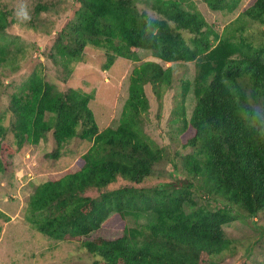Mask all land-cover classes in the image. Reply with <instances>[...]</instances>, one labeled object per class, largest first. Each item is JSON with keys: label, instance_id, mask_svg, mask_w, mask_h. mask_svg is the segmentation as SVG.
Returning a JSON list of instances; mask_svg holds the SVG:
<instances>
[{"label": "trees", "instance_id": "16d2710c", "mask_svg": "<svg viewBox=\"0 0 264 264\" xmlns=\"http://www.w3.org/2000/svg\"><path fill=\"white\" fill-rule=\"evenodd\" d=\"M77 1L49 57L67 66L92 45L106 51L103 69L117 57L138 60L133 47L164 62L193 61L194 77L180 82L182 102L173 119L183 147L192 151L180 158L185 178L143 185L164 154L143 132L145 85H154L158 96L170 88L172 65L153 60L135 65L118 124L102 130L89 106L92 93L61 91L36 66L7 107L14 143L37 144L52 130L57 144L52 156L73 137L91 145L68 169L34 187L27 221L45 236L65 240L87 237L118 215L124 222L118 237L80 242L94 257L92 264H221L219 258L235 248L225 227L264 211V31L256 28L264 24V0H251L223 33L205 21L193 0ZM142 1L157 16L140 9ZM203 1L224 12L240 2ZM49 8L45 2L34 5L37 14ZM10 13L0 5V62L13 44L4 33ZM29 25L37 29L33 18ZM191 89L195 104L187 117L183 100ZM9 129L0 120V174L14 152L4 142Z\"/></svg>", "mask_w": 264, "mask_h": 264}, {"label": "rangeland", "instance_id": "374dc122", "mask_svg": "<svg viewBox=\"0 0 264 264\" xmlns=\"http://www.w3.org/2000/svg\"><path fill=\"white\" fill-rule=\"evenodd\" d=\"M38 1L47 3L50 8L35 13L34 5ZM193 1L205 21L214 30L223 33L224 27L243 12L251 0H240L233 12L212 10L203 0ZM1 4L7 5L11 10L9 18H13L4 32L13 39L11 53L6 61L0 62V120L5 127L9 129L12 120L7 110L11 94L36 66H42L46 79L55 83L61 91L73 87L92 93L89 106L102 130L118 124L127 98L128 76L132 68L145 60L158 61L162 67L172 65V84L170 88H162L159 96L154 85H145L149 106L143 114V132L164 154L143 185L151 187L185 178L180 158L192 150L183 147L185 140L180 136L173 119L178 116L176 109L182 102L178 95L180 82L194 77L193 61L175 64L164 62L147 50L133 47L139 56L138 60L117 57L109 68L103 69L106 51L88 45L78 61L66 66L58 59L55 61L50 58L49 53L52 52L58 33L73 19L79 7L77 0H0ZM139 7L146 9L148 15L157 16L145 2L139 3ZM30 18L36 22L37 29L29 25ZM256 28L264 31V24ZM184 33L189 37V33ZM194 104L195 97L191 89L183 100L187 117ZM4 142L10 144L14 152L5 157L8 161L7 170L0 174V264H92L94 257L81 247L80 242L98 235L107 239L118 237L124 225L118 215H110L98 230L87 237L65 240L45 236L26 219L28 200L34 187L51 174L72 166L91 142L73 137L60 147L57 157L50 154L55 153L57 147L52 130L37 144L24 143L17 147L9 129ZM224 230L235 248L232 253L227 251L219 258L221 264H264V211L253 220L233 221Z\"/></svg>", "mask_w": 264, "mask_h": 264}]
</instances>
